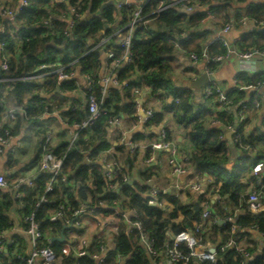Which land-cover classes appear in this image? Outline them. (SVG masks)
I'll return each instance as SVG.
<instances>
[{
  "label": "clouds",
  "instance_id": "9594fccd",
  "mask_svg": "<svg viewBox=\"0 0 264 264\" xmlns=\"http://www.w3.org/2000/svg\"><path fill=\"white\" fill-rule=\"evenodd\" d=\"M261 258L264 0H0V264Z\"/></svg>",
  "mask_w": 264,
  "mask_h": 264
},
{
  "label": "trees",
  "instance_id": "16d2710c",
  "mask_svg": "<svg viewBox=\"0 0 264 264\" xmlns=\"http://www.w3.org/2000/svg\"><path fill=\"white\" fill-rule=\"evenodd\" d=\"M134 44H135V42H134ZM38 180L40 179L39 177L37 178ZM42 182V181H41ZM54 246H59V243H57V242H55V244H54ZM251 264H256V262L255 261H253V262H251ZM259 264H264V258H261L260 260H259Z\"/></svg>",
  "mask_w": 264,
  "mask_h": 264
},
{
  "label": "built area",
  "instance_id": "2783aa9c",
  "mask_svg": "<svg viewBox=\"0 0 264 264\" xmlns=\"http://www.w3.org/2000/svg\"><path fill=\"white\" fill-rule=\"evenodd\" d=\"M55 242L59 243V246L63 243L62 241H56V240H53V245L55 244ZM58 246V247H59Z\"/></svg>",
  "mask_w": 264,
  "mask_h": 264
}]
</instances>
